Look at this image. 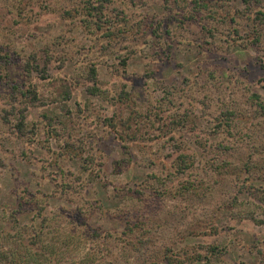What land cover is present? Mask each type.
Masks as SVG:
<instances>
[{
    "label": "rangeland",
    "instance_id": "rangeland-1",
    "mask_svg": "<svg viewBox=\"0 0 264 264\" xmlns=\"http://www.w3.org/2000/svg\"><path fill=\"white\" fill-rule=\"evenodd\" d=\"M262 13L0 0V249L17 264H264Z\"/></svg>",
    "mask_w": 264,
    "mask_h": 264
},
{
    "label": "trees",
    "instance_id": "trees-1",
    "mask_svg": "<svg viewBox=\"0 0 264 264\" xmlns=\"http://www.w3.org/2000/svg\"><path fill=\"white\" fill-rule=\"evenodd\" d=\"M97 10H98V8H97ZM258 14V13H257ZM262 16L264 17V14L262 13ZM264 19V18H263ZM264 22V21H263ZM262 25H264V24H262ZM259 33H260V36H259V34L258 35H256L255 37H253L252 39H254V41H255V43H257V42H259L260 41V39H261V37H262V31L261 30H259ZM18 85H16V87H17ZM96 89V87L95 86H92L91 87V90L92 91H94ZM18 93L21 95V96H23L24 97V99H25V101L26 102H33L34 100H35V98H36V94H35V91L34 90H28V94H24L22 91H18ZM67 96H69V93L67 94ZM30 99V100H29ZM259 99V98H258ZM25 102V103H26ZM257 105H258V107H260V108H264V102L262 101V100H260L259 99V101H258V103H257ZM20 122H19V126H18V130H20V131H22L21 130V128L24 126V116H20ZM21 133V132H20ZM185 168L184 167H179L178 168V170H184ZM42 235H44L41 231H36V233H35V237H36V239L38 240L39 238L38 237H41ZM45 236V235H44ZM144 242H146L145 240H144ZM46 244H47V241H46ZM211 250H213V248H211ZM27 254V253H26ZM23 257L25 256V255H22ZM97 255H96V252L94 253V255H93V258H92V261L93 262H97L98 263V261H97ZM64 259H62L61 260V263L60 264H62L64 261H63ZM0 264H17V263H15L12 259H11V257H10V254H9V252H5V250H3V249H0ZM23 264H31V261H24L23 262ZM202 264H210L209 263V261L206 259V258H204V263H202Z\"/></svg>",
    "mask_w": 264,
    "mask_h": 264
}]
</instances>
